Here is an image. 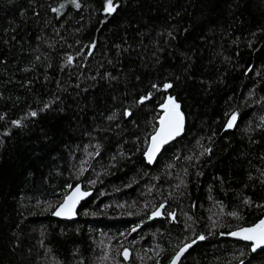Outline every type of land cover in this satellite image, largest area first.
Here are the masks:
<instances>
[{
    "label": "trees",
    "instance_id": "16d2710c",
    "mask_svg": "<svg viewBox=\"0 0 264 264\" xmlns=\"http://www.w3.org/2000/svg\"><path fill=\"white\" fill-rule=\"evenodd\" d=\"M116 2L107 15L103 0H0V264H168L196 234L181 264H264L227 235L264 217V0ZM165 95L185 131L149 164ZM69 183L93 191L73 222L52 216Z\"/></svg>",
    "mask_w": 264,
    "mask_h": 264
},
{
    "label": "snow or ice",
    "instance_id": "6c2138e0",
    "mask_svg": "<svg viewBox=\"0 0 264 264\" xmlns=\"http://www.w3.org/2000/svg\"><path fill=\"white\" fill-rule=\"evenodd\" d=\"M69 3L72 4L76 9H80L82 7L80 0H69ZM64 7L65 4L61 3L58 8H52L51 10L53 12L59 13ZM118 7L119 4L116 2V0H103L102 11L107 15L115 14ZM20 15L23 16L24 13L21 12ZM5 31H7V29ZM168 35L172 36L173 34L172 32H168ZM90 46L93 49L95 48L94 43L91 44ZM38 59L39 57H37V60ZM67 60L69 63H71L73 57L68 56ZM108 75L110 79H116V77H111L110 74ZM137 79H139V77H137ZM150 87L152 89H156L157 91H159L162 88L163 91L167 93V91L169 89H172L174 85L171 82H164L162 85L152 83ZM152 95H153L152 92L148 91L145 94L139 95L138 97L134 98L133 103L137 108H139V106L145 105L146 102L150 101L152 99ZM48 108H50V104L45 103L41 111ZM159 108L161 109V113L155 118L158 121V123L152 125L153 130L150 133V136L146 139L147 147L143 152V155L149 164L155 161L158 153L161 152V150L166 144L180 137L185 131V123H186L185 113L182 111L181 103L178 101V99L175 96L165 95L163 100L159 103ZM120 114L126 118H131V122L135 123V118H134L135 114L131 106L123 107L122 113ZM29 115L31 117H36L38 115V112L33 110L29 113ZM226 115L228 116V119L226 121L225 128L231 129L236 124L239 113L237 111H232L230 114H226ZM117 118L118 116L116 112H113L111 115L107 116V119L109 121H114ZM0 119H2V117H0ZM11 123L18 127L21 126L20 120H13ZM7 134L8 133H5V135ZM0 143H2V141H0ZM96 147L97 149H99L100 145L97 144ZM211 151H212L211 148H204L203 152H201L200 155H204L205 153L210 154ZM96 154L99 155V152L97 151ZM185 159L191 160L192 158L186 157ZM184 172L187 173V169H184ZM261 175L264 176V172H262ZM260 182L264 184V180H261ZM89 183H94V181H89ZM180 184H184V181L181 180ZM180 184L176 185L177 189L180 188ZM64 187L65 190L63 191L62 198L60 199L59 203L55 204L54 206L55 210L52 211V215L57 217L72 218L77 215V206L85 197H88L90 193L88 191H83L79 184L73 186L72 184L69 183L66 184ZM166 202L167 201L165 200V202L160 203L159 206L154 207V209L151 212V217H160L164 215L161 209L165 208ZM243 203L245 206L248 207L254 206V202L247 197L243 200ZM255 206L264 207V205H255ZM48 207L52 208L53 205L51 203H48ZM193 207H195V205H193ZM222 209H223V205L221 202V210ZM227 215L234 218H242L238 211H229ZM167 216L171 217L173 221H176L177 219L175 212L172 211H168ZM212 226L216 227L217 226L216 222H213ZM137 227L138 225L136 227H133L131 231L135 232L137 230ZM211 234L212 233L210 232L209 235ZM220 235H225V233H220ZM227 235L249 242L248 243L249 251L250 253L255 254V256L252 257L253 259L260 255H264V218H260L257 222L251 224L248 227H240L235 231H230L227 233ZM205 239H206L205 235L196 234L195 238L192 239L190 243H183L182 246H180L178 250L174 252V254L169 259L168 264H181V258L185 256V253H187L188 250L197 243V241H203ZM122 255L124 259H128L129 251L127 248L123 249ZM240 255L241 257H243L247 255V253L242 251ZM238 264H245V260L239 259ZM248 264H251V259H249Z\"/></svg>",
    "mask_w": 264,
    "mask_h": 264
},
{
    "label": "water",
    "instance_id": "95a60500",
    "mask_svg": "<svg viewBox=\"0 0 264 264\" xmlns=\"http://www.w3.org/2000/svg\"><path fill=\"white\" fill-rule=\"evenodd\" d=\"M236 123H237V121H236ZM235 126H236V124H235L234 127L231 128L230 130H233V129L235 128ZM173 141H174V140L170 141L168 144H166V145L163 147V149L161 150V152L158 153L156 159L159 158V157L161 156L163 150H164L166 147H168L169 145H171ZM79 185L81 186V189H82L83 191H88V192L90 193V195H89L88 197H85V198L80 202V204L77 206V215L74 216V217H72V218L57 217V216L52 215L53 218L58 219V220H61V221H65V222H73V221H76V220H77V218H78V211H79L81 205H82L85 201H87V200L93 195V191H92V190H85L82 184H79ZM164 209H165V208H164ZM164 209H161V211H162L163 213H164ZM150 217H151V216H150ZM163 218H164V215H162V216H160V217H151V218H150V221H151V222H155V221H159V220H161V219H163ZM263 218H264V217H263ZM229 237H230L232 240H234V241H239V242L246 243V244L249 243V242H246V241L240 240L239 238H236V237H232V236H229ZM188 251H189V250H188ZM187 253H188V252H187ZM187 253H185V256H186ZM185 256H184V257H185ZM184 257L181 258V261L184 259Z\"/></svg>",
    "mask_w": 264,
    "mask_h": 264
}]
</instances>
